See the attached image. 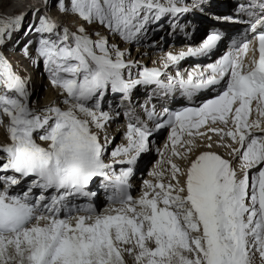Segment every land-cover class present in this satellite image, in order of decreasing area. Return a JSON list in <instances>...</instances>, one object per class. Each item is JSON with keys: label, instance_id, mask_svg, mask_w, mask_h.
I'll use <instances>...</instances> for the list:
<instances>
[{"label": "snow or ice", "instance_id": "1", "mask_svg": "<svg viewBox=\"0 0 264 264\" xmlns=\"http://www.w3.org/2000/svg\"><path fill=\"white\" fill-rule=\"evenodd\" d=\"M54 6L65 20L82 22L73 30L41 16L34 27L39 34L35 54L59 90L56 102L32 106L27 81L0 54V127L7 140L0 144V174L11 173L0 175V264H264V14L251 25L253 33L262 30L247 64L249 42L212 65L209 77L189 74L185 80L177 73L165 84L159 69L145 67L133 78L136 64L127 62L108 37L131 40L150 22L187 8L174 0L167 7L159 0H70V7L55 0ZM22 21L23 16L0 21V45ZM84 24L98 25L107 35L89 34ZM218 39L210 35L202 49L168 54L164 66L208 50ZM24 54L29 56L27 46ZM221 81V90L201 106L163 110L156 128L171 129V156L186 163L169 158L168 183L163 172H154L157 182L145 181V191L134 199L127 192L131 166L149 151L152 130L130 123L127 146L112 152L114 158L127 157L117 163L129 167L118 175L110 172L105 145L93 131L112 119L100 110L105 95L110 91L127 98L140 85L166 91L178 86L191 95L192 89ZM153 115L154 109L149 118ZM217 124L224 127H211ZM205 126L220 137L217 146L227 149L229 158L197 151L195 138L207 135L199 131ZM94 178L111 182L119 207L97 214L91 206L73 204L71 197L96 195L87 190ZM22 182L27 191L12 194L10 189ZM34 188L41 190L36 197ZM49 189L55 194L46 196Z\"/></svg>", "mask_w": 264, "mask_h": 264}, {"label": "bare ground", "instance_id": "2", "mask_svg": "<svg viewBox=\"0 0 264 264\" xmlns=\"http://www.w3.org/2000/svg\"><path fill=\"white\" fill-rule=\"evenodd\" d=\"M69 1V0H68ZM6 2H7V0H0V3H1V6L2 5H4V4H6ZM52 2V1H51ZM43 3H44V0H13V6L12 7H10L11 8V11H17L18 9H20L21 8V11L23 12L22 13V15H25V17L28 19V22H32V23H34V22H36L37 23V20H36V18L35 17H33L32 16V14H31V12L30 11H36V13H38V11L40 10V9H42V6H43ZM65 3H66V1H65ZM7 5V4H6ZM46 5H47V7L50 9L49 11H51V12H53L54 13V15L55 16H57L58 15V11L55 9V10H53L52 11V8H53V3H48V1H47V3H46ZM228 6V5H227ZM229 7V6H228ZM28 8H32V9H30L29 11L27 10ZM55 8V7H54ZM206 8H207V11L206 12H208V13H215L216 12V8L215 7H211L210 5H207L206 6ZM34 9H36V10H34ZM9 11V8H8V10H7V12ZM6 13V12H5ZM9 14H11L10 12H8ZM215 14H218L217 12L215 13ZM60 18H61V20L62 21H65V22H68V20H65L64 19V14L63 13H61L60 15ZM204 16H206V14H204ZM209 19H211V18H209ZM81 22V21H80ZM32 23H31V25H32ZM70 23V22H69ZM198 24H201L202 25V28L204 29L203 30V33H205L206 31H207V28L209 27V25H204L203 24V22H199L198 21ZM99 27V26H98ZM74 30V29H73ZM99 31L100 32H102V34H107V32H106V30H104L103 28H99ZM202 33V34H203ZM160 37V36H159ZM35 37H27V40L29 41V40H32V43L35 41ZM111 39L113 40V43L114 44H117V45H120V43L121 42H119L115 37H111ZM5 43V42H4ZM31 43V45H30V47L27 45V44H25V45H21L22 47H24L25 48V46H27V47H29V48H32V44ZM3 46H4V48H6L8 45H6V44H3ZM6 46V47H5ZM11 46V48H9L8 47V49L9 50H13V49H16V47L17 46H15V45H10ZM22 47H17V51H19L20 53H19V55L18 56H20L21 57V53L22 54H24V49L23 50H21L22 49ZM4 50V49H3ZM33 50V49H32ZM6 51H7V48H6ZM34 51V50H33ZM15 52V51H14ZM4 53H6L5 51H4ZM13 52H10V53H7L9 56H11V54H12ZM150 53H152L151 51H143V50H138L137 52H136V54H135V58H134V61H137L138 63H140V62H142V61H144L143 60V57H144V55L145 54H147V55H149ZM30 56H27V57H31V59H32V57L34 56V52H32V54H29ZM17 56L15 55V58H16ZM25 58H26V56H25ZM31 65H32V68L34 69L33 70V72H32V69H31ZM30 65V74H26V76H27V78H30L29 79V86H28V88H31V96H30V101H31V104H33V105H36L35 107H39V108H44L45 106H47V105H49V104H51V103H54V102H56L57 101V98H58V95H59V91H58V89H55V88H49V86H47L45 83H40L39 84V87L38 88H36L37 86V84H38V82L41 80V78L39 77V74H38V72H40V70H41V66L39 65V64H36V63H34V64H31ZM13 66H14V64H13ZM37 79V80H36ZM31 81H32V87H31ZM43 84V85H42ZM41 85V86H40ZM36 86V87H35ZM42 86H43V88L45 87L46 88V92L44 93V94H42V91L43 90H41L42 89ZM42 98V99H40V98ZM38 100H39V104L37 103L38 102ZM5 119V122H6V118H4ZM113 128V126H111V125H106L105 126V131L106 132H108V131H110L111 129ZM117 128H119V126H117ZM206 130H203V132H205ZM2 134L0 135V144H4V143H6L7 142V140H6V132H5V130L4 129H2ZM106 132H100V131H97V134L99 135V137H101V138H104V135H105V133ZM119 132V131H118ZM118 132H116L115 134H114V138H113V142L112 143H114V141H116V140H118L119 139V137H120V133H118ZM207 136L208 135H206V136H196V138L195 139H197V141L195 142L199 147L197 148V151H214V152H217V153H219V154H224V155H226L227 156V158H228V151H226V152H224V150H222L221 152H223V153H220L219 151H220V147H217L216 145L218 144V140H220V137L219 136H217L216 134H215V138H213L212 139V142H210L209 141V139L207 138ZM159 139H160V137L159 138H157L156 139V142L158 143V141H159ZM168 143V148L167 149H164V152H163V160L164 161H168V157L167 156H169L170 155V152L168 151V149H170L171 148V142H170V140L167 142ZM209 143H211L212 145H213V147L214 148H211V149H208L207 147H206V145L207 144H209ZM178 146V145H177ZM178 148H180V146L178 147ZM216 149L218 150V151H216ZM180 150V149H179ZM181 151V150H180ZM226 156H224V157H226ZM174 162H176V160L175 159H172ZM178 162H179V159H178ZM236 161H234V163H235ZM177 163V162H176ZM179 163H181L182 164V166L186 163V162H184V161H181V162H179ZM170 166V165H169ZM165 168H167L166 167V165H163L162 166V164H161V162L159 163V165L157 166V169H158V171L159 172H163L164 173V176H163V182L164 183H168V181L170 180V169H167V170H165ZM157 171V172H158ZM166 174V175H165ZM156 183V182H155ZM101 205V203H99V206ZM116 207H118V206H113V207H111V208H116ZM103 208V207H102ZM108 209H110V208H106V209H102L101 210V212H98L97 214H104L105 212H106V210H108ZM41 223H43V222H41ZM257 259H258V257H257Z\"/></svg>", "mask_w": 264, "mask_h": 264}, {"label": "rangeland", "instance_id": "3", "mask_svg": "<svg viewBox=\"0 0 264 264\" xmlns=\"http://www.w3.org/2000/svg\"><path fill=\"white\" fill-rule=\"evenodd\" d=\"M48 1V3H53V1H54V3H55V0H47ZM52 1V2H51ZM66 1V5H69L70 4V1H68V0H64V2ZM7 4V5H6ZM6 4H4V5H2L1 6V3H0V21H7V20H10V19H13V18H16V17H19V16H23V21H22V24H21V26H20V28H19V31H13V33L11 34V37L9 38L7 35H5V37H4V44H6V45H8L6 48H7V51H6V53H10V52H13L12 54H11V56H13L14 57V60L12 61V64H15V66H16V68H17V70L19 71L18 73L20 74V75H22V74H29V72H30V65L31 64H34V63H36V64H38V62H36V60H35V57L33 56L32 57V59H31V57H26L25 58V54H22L21 53V57L20 56H18L19 55V51H17V47L19 48V47H22L21 45H25V44H27L29 47H30V45H31V43H32V40H27V37L29 36V37H37L36 35H34V31H33V23H32V25H31V23L30 22H28V19L25 17V15H22V11H21V8L20 9H18L17 11H11V8L10 7H12L14 4H13V0H7V2H6ZM8 8H9V11L8 12H10L11 14H9L8 12H7V10H8ZM6 12V13H5ZM68 20V22H70V24L73 26L72 28L73 29H75V27H78L79 25H80V23H82V22H80L78 19H74V18H72V19H67ZM84 26L88 29V30H92V27H94V25H88V24H84ZM90 27V28H89ZM100 28V27H99ZM98 27L97 28H95V29H99ZM99 31V30H98ZM89 34H91V33H89ZM10 45H15V46H17L16 47V49H13V50H9L8 49V47L10 46ZM160 46H162L161 44H160ZM11 47V46H10ZM28 47V51H29V54H32V48H29ZM23 48V47H22ZM15 51V52H14ZM15 55L17 56L16 58H15ZM30 56V55H29ZM29 64V65H28ZM31 69H32V72H33V68H32V65H31ZM26 72V73H25ZM37 80V79H36ZM43 85V84H42ZM41 86V85H40ZM46 89V88H45ZM29 90H30V92L32 91L31 90V88H29ZM41 90H43L42 91V94H44L46 91H44V88H43V86H42V89ZM40 98V97H39ZM40 99H42V98H40ZM39 101V100H38ZM2 129L3 128H1L0 127V135L2 134ZM112 130V129H111ZM161 139H162V137H161ZM197 141V139H195V142ZM113 145V144H112ZM180 145H178L177 147H179ZM178 149H180L181 151H185L186 150V148L185 147H181L180 146V148H178ZM155 160V156L153 155L151 158H150V162H152V161H154ZM177 162V161H176ZM179 162H181L180 160H179ZM179 162H177L178 164H181V163H179ZM182 165V164H181ZM168 168H165V170H167Z\"/></svg>", "mask_w": 264, "mask_h": 264}]
</instances>
